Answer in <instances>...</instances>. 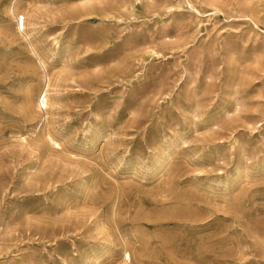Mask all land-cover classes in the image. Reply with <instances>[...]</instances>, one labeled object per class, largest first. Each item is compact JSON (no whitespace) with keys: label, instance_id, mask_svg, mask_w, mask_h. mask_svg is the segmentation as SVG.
I'll return each instance as SVG.
<instances>
[{"label":"rangeland","instance_id":"1","mask_svg":"<svg viewBox=\"0 0 264 264\" xmlns=\"http://www.w3.org/2000/svg\"><path fill=\"white\" fill-rule=\"evenodd\" d=\"M0 264H264V0H0Z\"/></svg>","mask_w":264,"mask_h":264},{"label":"bare ground","instance_id":"2","mask_svg":"<svg viewBox=\"0 0 264 264\" xmlns=\"http://www.w3.org/2000/svg\"><path fill=\"white\" fill-rule=\"evenodd\" d=\"M17 24L19 26V28L23 31L24 28H25V17L24 15H19L17 17ZM41 97V98H40ZM39 104L38 106L40 107V104L43 106V107H47V102H48V86L45 87L40 95H39ZM127 258L129 259V255H127Z\"/></svg>","mask_w":264,"mask_h":264}]
</instances>
